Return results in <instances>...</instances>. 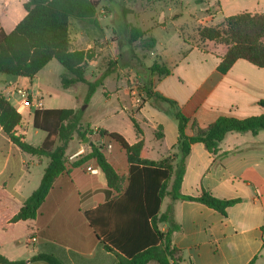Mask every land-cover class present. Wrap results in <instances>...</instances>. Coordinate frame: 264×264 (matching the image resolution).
I'll list each match as a JSON object with an SVG mask.
<instances>
[{"label":"crops","instance_id":"0c3cea01","mask_svg":"<svg viewBox=\"0 0 264 264\" xmlns=\"http://www.w3.org/2000/svg\"><path fill=\"white\" fill-rule=\"evenodd\" d=\"M123 1L124 4L135 5L137 2L142 5L140 15L132 16L137 26L128 25L141 29L146 37L156 40L155 48L152 51L144 50V53L155 57L161 54V63H155L171 71L170 76L151 74V78L146 80L150 82L153 91L175 101L182 114L190 119L191 124L186 130L189 136L193 134V122L206 128L223 116L245 119L264 114V108L260 105L264 102V69L239 60L227 74H221L218 66L228 47L206 41L202 49L185 39V34L177 23L182 15L174 13L173 9L182 7L185 0ZM110 2L108 0L109 6ZM215 2L217 13L214 20L217 21H225L243 13L264 14V0ZM25 3L26 0H0V28L7 34L13 32L27 16ZM213 4L210 3L211 8ZM202 5H206V0H203ZM165 10L171 12L169 17H166ZM110 17L106 18L109 21L107 25L100 18L101 28L89 26L101 30L105 28L103 38H99L95 29L87 28L88 25L72 19L69 26L70 45L73 51L96 50L98 57L89 64L87 71L102 58L105 62H113L108 67H111V72L105 78L104 85L108 86V82L112 80L115 83L114 94H125L122 110L128 114L129 125L125 130L113 131L87 122L83 124L94 132L102 128L118 133L130 145L142 140L144 156L150 161L177 158L178 122L170 114L168 104L144 95L142 105H136L132 99L130 90L134 78L126 77L125 74L136 70L147 57H141V60L133 57L128 65H122L121 52L139 45L128 44L127 29L123 31V35L120 31L115 32ZM119 33L121 39H116ZM197 52L205 60L201 64L212 60L213 65L203 80L190 93L184 94L187 80L182 79L177 71L179 67L186 65L190 54ZM55 61H51L33 79L0 75V94L22 116L16 135L35 147H41L47 138L46 132L34 128L36 111L78 110L71 97L54 94L49 77L56 72L61 73ZM106 69H103V73ZM63 76L70 77L68 72L60 74V81ZM91 77L95 78L94 75ZM79 85L86 86L78 84L69 89L62 88L71 91ZM105 89L106 99L110 101L114 94ZM18 90L28 93L30 107H22L23 101ZM132 118L138 124L141 134L137 133ZM91 148L89 145L85 146L84 141L80 143L75 136L66 153V170L54 182L36 219L13 223L12 218L39 188L50 160L25 153L11 142L0 127L1 255L10 261H25L26 264H47L31 262L33 257L40 254L54 255L64 264L116 263V255L104 249L86 216L100 201H107L105 193L108 191L105 177L94 161L76 164L89 154ZM103 153L116 172L125 178V188L129 175L125 152L120 151L118 154L114 146L108 144ZM88 168L95 172L88 171ZM173 181L174 177L171 179ZM202 191H208L221 200L239 201L226 209V215L198 202L173 203L174 217L181 227L173 235V243L181 251L182 264H264V131L257 135L230 133L221 142L217 154H210L203 144L193 145L191 153L185 159L181 194L196 197ZM165 202L166 209L171 203L166 198L161 213ZM165 228V225L161 226L162 230ZM31 238L36 241L27 244Z\"/></svg>","mask_w":264,"mask_h":264},{"label":"trees","instance_id":"16d2710c","mask_svg":"<svg viewBox=\"0 0 264 264\" xmlns=\"http://www.w3.org/2000/svg\"><path fill=\"white\" fill-rule=\"evenodd\" d=\"M203 3V0H196ZM99 1L97 0H26L27 16L7 34L0 28V75L33 79L51 61L56 60L69 74L63 76L61 84L69 89L78 84L88 87L86 102L93 97L98 83L87 81L86 72L98 54L95 49L73 51L70 45L69 26L72 19L85 25L101 28ZM225 29L204 27L199 31L201 41L223 44L228 47L218 71L225 75L239 60L264 69V14L243 13L225 19ZM127 41L130 46L138 44L145 51H152L156 40L146 37V33L136 27L127 26ZM111 68V67H110ZM103 75L105 79L111 69ZM149 71L160 77L171 75V71L155 63ZM100 84H103L102 82ZM148 98L166 103L170 114L178 122V151L176 157H168L160 162L150 161L144 156V142L130 145L125 138L115 132L99 128L96 134L120 145L129 164L127 186L109 163L103 153V145H92L91 151L76 162L77 165L94 161L104 175L108 185L105 193L107 201L86 213L97 239L104 249L116 255L115 264H182L181 251L173 243V235L181 230L174 217L173 203L192 201L204 204L223 215L226 209L239 200H221L208 191L199 196L181 194L185 176V159L195 144H203L210 154H217L221 142L230 133H251L264 131V114L245 119L220 117L206 128L192 123L193 134L186 133L190 119L180 111L178 104L158 92L152 86H145ZM260 105L264 108V102ZM138 134L141 131L136 121L131 119ZM22 116L15 106L0 94V127L11 142L32 156L48 158L39 188L26 200L24 206L11 222L34 220L48 197L56 179L66 170V153L74 137L86 135L81 127L78 111L44 110L34 113V128L47 133L41 147H35L16 135ZM91 143V142H90ZM178 159L176 165L175 160ZM172 177L174 181L171 182ZM166 198L171 203L161 213ZM165 225V230L161 226ZM264 245V244H263ZM31 262L64 264L54 255L40 254ZM0 264H26L25 261H10L0 254ZM254 264V262L250 263Z\"/></svg>","mask_w":264,"mask_h":264},{"label":"rangeland","instance_id":"374dc122","mask_svg":"<svg viewBox=\"0 0 264 264\" xmlns=\"http://www.w3.org/2000/svg\"><path fill=\"white\" fill-rule=\"evenodd\" d=\"M97 1H99L98 10L100 18L104 19V25L109 24V21L106 20V18L108 16H111L110 22L114 25V29L116 30L115 32L118 33V31H120L121 35H123V31L127 29L128 24L137 26V24L133 21L132 16L133 14L134 16L140 15V9L142 8V5H140V3L137 4V2H135L136 4L133 5V3L124 4L123 0H111L109 6L108 0ZM210 3H214L212 8L210 7ZM202 4L203 3H197L196 0H185L182 7H173V9L174 13L179 12V14L182 15L181 18H179V20L177 21V23L179 28L183 30L185 34V39L190 41L193 45H198L200 48L203 49L206 41H201L199 31L206 26L218 27L224 30L225 22L214 20L215 13H217V5H215V0H206V5ZM131 9L135 11H132ZM164 13L166 17H169V15H171V12H169V10H165ZM115 20L116 25L114 24ZM86 27L93 30L95 29L89 26ZM95 31L98 32L99 38H103L104 33H106L105 28L104 30L95 29ZM117 38L121 39L120 33L116 35V39ZM168 47H170V45ZM121 53L123 55L122 65H128L131 62L130 59L133 57H136L139 60H141V57H147L145 60H142L143 63H141V66L137 67L136 70H132L125 74L126 77L131 76L134 78V80L139 83L140 94H142V97L144 95L147 98V95L145 93V86L150 82L146 79L151 78L152 74L149 69L154 65L155 62L161 63V54L157 57L150 56L148 55V53H144V50L139 46H136L135 48L130 47L128 49H124V51ZM201 61L205 60H203V57L200 52L193 53L190 54V56L188 57L186 65L179 67L177 74H180L182 79L187 80V87L185 88L184 94L190 93V90H193V88L198 85L206 76V74L211 70V67L213 65L212 60H206L207 62L204 64H201ZM54 63L58 65L59 72L61 71V73L56 72L49 77L51 86L54 90V94L56 96L58 94H61V96L71 97L72 101H74L78 108L77 111L79 112V115L82 120L81 127L84 130V134L86 135V138H89V141L91 143L99 146L103 145L104 149H106L108 144H112L114 146L115 151H117L119 154L120 151H123L119 144L110 140H103L99 138L96 134L90 135L89 131L94 130H91L88 125L83 124V122H87L92 125L101 126L113 131L120 129L125 130L126 128H128V114L123 112L122 110L124 106V101L126 100L125 94L123 92L118 93V95L114 94L115 83L110 80L108 82V86H105V79H101L103 75L108 71V67L112 65L113 62H105L104 58H102L99 63H97L95 66H93L92 69H89V71H87V79L93 83H98V87L89 102H86V97L88 94L87 86L79 85L77 88L71 91H65L62 88L59 76L60 74H64L67 71L58 62L55 61ZM104 68L107 69L103 73ZM91 75H94L95 78L92 79ZM101 82L103 84H100ZM105 88H107V90L111 94H114L110 101H107L106 99ZM128 99L129 101H131L130 97ZM143 102L144 98H142V104ZM147 134H149L148 131ZM147 138H149V136ZM78 141L81 143L84 141V139L82 137H78ZM85 146H88V144H85ZM175 160H177L175 162L177 165L178 159L175 158ZM166 204L167 202H165V205L162 210L163 212L166 210Z\"/></svg>","mask_w":264,"mask_h":264},{"label":"built area","instance_id":"2783aa9c","mask_svg":"<svg viewBox=\"0 0 264 264\" xmlns=\"http://www.w3.org/2000/svg\"><path fill=\"white\" fill-rule=\"evenodd\" d=\"M140 85L136 80L132 81V87L130 90V95L132 97V99L134 100V102L136 103V105H141L142 104V96L140 94ZM18 95H20V97L22 98V107H30V103H29V96L28 93L26 91L23 90H18ZM88 171L90 172H95L93 171L92 168H88ZM36 240L35 238H31L27 244H32L34 243Z\"/></svg>","mask_w":264,"mask_h":264},{"label":"water","instance_id":"95a60500","mask_svg":"<svg viewBox=\"0 0 264 264\" xmlns=\"http://www.w3.org/2000/svg\"><path fill=\"white\" fill-rule=\"evenodd\" d=\"M84 143L85 144H88L90 147H92V143H89V138L87 137L85 140H84Z\"/></svg>","mask_w":264,"mask_h":264}]
</instances>
